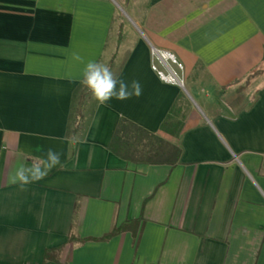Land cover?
Segmentation results:
<instances>
[{"label":"crops","instance_id":"crops-1","mask_svg":"<svg viewBox=\"0 0 264 264\" xmlns=\"http://www.w3.org/2000/svg\"><path fill=\"white\" fill-rule=\"evenodd\" d=\"M91 60L142 95L98 104ZM0 264H264V0H0Z\"/></svg>","mask_w":264,"mask_h":264},{"label":"clouds","instance_id":"clouds-1","mask_svg":"<svg viewBox=\"0 0 264 264\" xmlns=\"http://www.w3.org/2000/svg\"><path fill=\"white\" fill-rule=\"evenodd\" d=\"M72 59L81 61L78 53H73ZM80 83L101 105L107 104L112 99L125 101L133 97L139 98L143 93L139 80L122 79L108 64L95 60L85 64ZM73 142H76L75 137H73ZM57 166H62L61 153L49 148L42 156L33 159L30 164L17 168L10 180L11 183L18 184L21 190H24L26 185L43 180Z\"/></svg>","mask_w":264,"mask_h":264},{"label":"built area","instance_id":"built-area-1","mask_svg":"<svg viewBox=\"0 0 264 264\" xmlns=\"http://www.w3.org/2000/svg\"><path fill=\"white\" fill-rule=\"evenodd\" d=\"M150 60L153 71L162 82L184 88V67L172 53L151 47Z\"/></svg>","mask_w":264,"mask_h":264},{"label":"trees","instance_id":"trees-1","mask_svg":"<svg viewBox=\"0 0 264 264\" xmlns=\"http://www.w3.org/2000/svg\"><path fill=\"white\" fill-rule=\"evenodd\" d=\"M80 91V89H78V90H76V94L74 95V102L76 101V99H77V92H79ZM170 117H168V119H169ZM70 122H71V120H70ZM123 124V127H125V125L124 124H127V122L126 121H124V123H122ZM70 125H71V123H70ZM168 125L169 124H165L164 125V129L166 128L167 129V127H168ZM121 125L117 128V130H116V132H115V135H114V138H113V142H112V147L114 146V144H115V140L118 138V136H119V133H120V131H121ZM68 133H69V130H68ZM120 231V229H114L110 234H108L107 236H105L104 237V239H107V238H109L111 235H113V234H115V233H117V232H119Z\"/></svg>","mask_w":264,"mask_h":264},{"label":"rangeland","instance_id":"rangeland-1","mask_svg":"<svg viewBox=\"0 0 264 264\" xmlns=\"http://www.w3.org/2000/svg\"><path fill=\"white\" fill-rule=\"evenodd\" d=\"M80 93H79V96L81 95V93H82V90H80L79 91ZM79 96H77V99H76V104L79 102V99H80V97ZM193 102H195V100H193ZM76 112V111H75Z\"/></svg>","mask_w":264,"mask_h":264}]
</instances>
